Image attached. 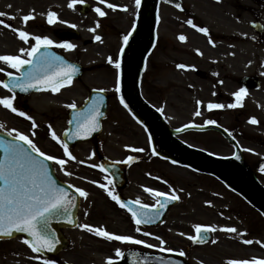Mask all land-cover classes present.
I'll return each instance as SVG.
<instances>
[{
	"label": "rangeland",
	"instance_id": "rangeland-1",
	"mask_svg": "<svg viewBox=\"0 0 264 264\" xmlns=\"http://www.w3.org/2000/svg\"><path fill=\"white\" fill-rule=\"evenodd\" d=\"M93 4L94 7H106V4L101 5L98 0H84ZM118 5L122 4L125 13H113L105 10L104 17H98L95 13H90L87 16H81L75 6L68 7L69 0H0V12L8 13L7 16L0 19L7 21L10 16L17 14H26L34 11L36 21L44 22L43 18L49 9H53L59 20L67 21V24L57 22L55 26L76 25V29L81 35L79 41L74 42L76 48L69 55L71 59H79V62L92 70V66L98 65L99 71L84 75V82L88 85H94L101 88L107 93H112L113 73L105 64H109V57L112 62L116 59L119 51L122 37L131 27L132 14L136 11L135 0H112ZM182 7L186 8V13L180 15V12L159 5L158 19V36L162 34V38L172 42L173 48L168 45L164 52L156 50L151 57V62H160L166 68L160 75V86L163 87L164 96L161 98L158 94L149 93L145 85L141 86L143 98L156 108H160L162 114L166 117L172 127L180 126L186 123L200 121L201 118H196L194 110H201L209 101H213L210 97L201 100L202 104L198 107L195 105L194 90L189 92L188 88L197 90L202 89L205 92L208 88L198 82L187 69L196 68L204 71L209 76L218 77V74L223 71L224 65L227 63L223 50L225 39L222 41L220 37L214 35H204L196 28L186 27V17L188 12L192 13L196 18L198 26L207 27L213 32H218L224 29L222 22V4L223 0H180ZM8 5H11L9 8ZM30 6L32 8H30ZM121 7L117 8L119 11ZM14 20V19H10ZM9 24L8 22H6ZM99 24L97 28L96 25ZM19 23L14 22L13 27H17ZM0 27H2L0 25ZM231 29V26H228ZM96 28L95 32L90 29ZM6 29H9L6 27ZM0 30H5L0 29ZM177 33H183L186 37L184 44L178 42ZM95 35L101 37L100 41L94 39ZM213 36L216 37L213 39ZM209 39L216 41L209 43ZM232 42V40H230ZM214 45L213 49L210 46ZM199 50V51H197ZM244 50V49H243ZM250 53V50H244ZM202 53V54H201ZM255 64L259 63L264 69V60L260 57ZM184 64L185 68H178L177 65ZM104 65V66H102ZM213 69V72H212ZM250 74V71H247ZM236 78V77H235ZM237 85L243 84L244 80L236 78ZM191 84L193 86H191ZM264 86L250 91L247 101L244 102L242 111H250L252 115L264 121ZM200 94L201 92L197 90ZM82 95V96H81ZM85 93H77L76 90L68 91L65 95L47 98L41 102L39 106L45 104L50 108L47 112L41 114V110H35L31 103L32 110L26 112L36 121L38 127L32 129V121H20L17 113L11 112L9 109L0 106V125L8 132L10 129L18 131L25 130L30 134L36 132L33 137L35 141L42 145L44 151L54 153L49 147L51 140L47 136L46 128L51 125L52 130L59 132L64 125V111L68 103L79 104ZM193 95V97H192ZM2 96V95H0ZM161 96V95H160ZM208 101V102H205ZM57 108L59 110H57ZM44 109V107H43ZM23 111V110H20ZM107 118L103 122V133L99 145H104V148L109 153H117L120 149L123 150L129 144L143 147V139L140 131L132 124L125 112L119 107L117 102L112 98L109 101ZM262 121V122H263ZM23 123V124H22ZM244 130L249 134L247 141L242 142L241 146L246 151L247 156L255 164L259 158L264 157V126L257 128L245 126ZM125 133V136H116ZM138 134V138L136 137ZM205 138V136L203 137ZM261 138V139H259ZM183 141L194 143V139L189 135L181 137ZM200 141V140H199ZM204 143V142H200ZM61 148V146L59 145ZM52 149L60 154L57 147L52 146ZM251 149L252 151H248ZM230 148L222 143L219 146H214V152L219 154H228ZM91 147L84 145L78 147L74 154L77 157L89 159ZM123 155V153H119ZM117 155V154H116ZM257 164V163H256ZM162 168V167H161ZM169 171L166 176L168 193L176 191L181 195V203L174 208L168 215L167 223L169 226L161 230H152L150 237H161L167 244L155 243L154 247L167 246L174 247L185 244L188 236L192 234L194 225L207 224L215 228L212 236L215 243L211 246L199 249L194 256L199 257L200 264H207L204 255H210L214 261L213 264L219 262H227L228 260H264V222L259 220L256 213L250 210L240 199L227 193L222 189V186L215 180L207 177H196L193 173L186 172L183 169H172L163 167ZM259 180L264 185V174L260 175ZM175 192V193H176ZM86 210L83 208L80 211L79 223H97L99 222L106 230L114 234H143L147 231L136 232V228L130 226L127 217L123 213H94V221L90 220ZM177 223L176 227L171 226ZM171 224V225H170ZM99 225V226H100ZM236 228L237 232H229L225 229ZM114 231V232H113ZM184 233L185 235H181ZM66 235L72 240L73 247L71 250L62 255V260L66 264H102L107 261V258L115 257L116 241H108L105 238L98 237L88 231H83L78 228L74 231L66 232ZM145 236V235H144ZM149 236H146L148 238ZM244 240H251V244L244 243ZM149 242V241H147ZM157 242V241H156ZM127 245H131L126 243ZM100 250L101 256L90 252ZM32 251L23 243L20 238H16L6 242H0V264H31ZM97 257V259H96ZM203 259V260H202ZM211 264V262H208Z\"/></svg>",
	"mask_w": 264,
	"mask_h": 264
},
{
	"label": "snow or ice",
	"instance_id": "snow-or-ice-1",
	"mask_svg": "<svg viewBox=\"0 0 264 264\" xmlns=\"http://www.w3.org/2000/svg\"><path fill=\"white\" fill-rule=\"evenodd\" d=\"M78 3H84V0H69L68 7L73 8ZM101 5L106 4L107 8L115 10L118 5L115 3H107V0H98ZM136 7L139 8L141 0H135ZM10 8L11 5H8ZM177 8H180V4H176ZM94 11L98 16L104 17L106 12L101 7H95ZM8 13L0 12V17L7 16ZM10 19H15V16H10ZM35 19L34 11L28 14H24L21 17L22 23L25 25ZM159 19V17H157ZM47 23L52 25L57 22L61 24H67V21L59 20L57 13L49 11L46 14ZM186 23L193 28H196L199 32L209 35V29L207 27L198 26L189 18ZM0 25L12 28L17 33L18 38L25 43H29V40H34L30 47L20 48L19 54H0V63L7 65L8 68L15 69L19 73L14 74L11 71H6L4 67H0V73H5L8 77L7 80L0 79V86L7 89L12 95H5L0 97V106L9 109L13 113H17L22 117H26L32 121V129L38 127L36 121L32 116L28 115L24 111L18 110L14 106L13 101L16 98V90L21 92H28L30 89L36 91L59 92L61 88L72 84L74 75L79 72V68L75 65L67 63L60 56L55 55L50 49L55 47L64 48L66 50H73L76 45L70 43L67 40L60 41L59 43L48 36L35 35L23 28H13L11 24H7L5 20L0 19ZM75 28V24L69 25ZM99 27V24L96 25ZM95 32L96 28L90 29ZM131 35H125L123 40L125 43L128 41V37ZM94 39L100 41L101 37L95 35ZM181 41L186 40L184 35H180ZM209 43H213L209 39ZM123 51V49H121ZM199 51V50H197ZM202 54V53H201ZM27 57V58H24ZM109 62H112V58L109 57ZM251 63V62H249ZM27 66V67H25ZM116 67L119 68V61L116 62ZM178 68H185L186 65L179 64ZM222 83V81H221ZM119 75L116 81V92H120L119 87ZM247 89L240 87L238 90L231 93L235 98L234 102L224 104L219 102L209 101L206 105L209 111L223 108H237L243 106L244 98L247 95ZM215 95V93H213ZM121 104H124V100L120 98ZM102 103V97L93 98L92 101L86 105L83 109L78 108L76 103L68 104L67 107L72 109V119L68 121L69 124L74 125L72 130H65L69 140L75 139L78 136L86 138L93 132L97 131L99 127V118L103 115L100 111V105ZM197 105H201L202 101H197ZM127 107L126 104H124ZM157 111H162L157 109ZM199 110L196 115H199ZM207 124H215V120H207ZM249 123L257 124L259 121L256 117H250ZM3 125H0L2 128ZM49 131L51 139L54 140L63 148L64 156L71 160H76V157L69 151L68 143L61 139L57 133L52 130L49 125ZM8 136L12 137L10 140L0 139V235L11 236L13 231L20 233H27L31 239H24L23 243L26 244L33 253H42L44 250L51 251L55 248L59 240L56 238L55 233L50 230V220L53 218L64 219L70 215V209L75 207V197H70L68 191L60 187L57 182L52 178L48 170V161H54L58 164L62 171L65 170L67 160L58 158L55 155L45 153L36 143L30 138L29 135L22 131H18L13 128L8 130ZM31 136L35 137L36 132L32 131ZM128 147V146H126ZM134 151L142 152L144 149H134ZM248 151H252L248 149ZM153 154H156L155 152ZM94 155V153H93ZM135 159L133 156L127 158L128 161ZM84 163V161H80ZM175 163V161H173ZM92 167H97L93 164ZM103 168V166H100ZM264 171V166L261 168ZM68 176L73 175L72 172L65 173ZM92 183H97L92 181ZM165 183H167L165 181ZM107 194L115 201L121 208H126L131 213L132 220L137 225L136 232H140L139 225L152 223L154 218L160 215V210L165 208L170 200H179V195L173 193L169 196V193L158 192L152 188H145L144 190L150 193L156 198V203L148 205L142 203L139 198L136 200H130L124 203L118 195L113 194L108 185L100 184ZM75 192L79 196L87 199L88 192L82 187H75ZM149 209H155V212L148 211ZM87 214V213H85ZM68 223L72 224L73 221L68 219ZM81 229L93 233L98 237L107 239L108 241H119L122 243L145 245L148 248L154 247V245L147 243L145 240L137 239L132 235L114 234L106 230L103 226L94 227L87 223L74 225ZM195 235H189L188 239L193 242L204 243L208 240V233L216 231L211 226H205L201 224L194 225ZM229 232H237V229L227 228ZM185 235L184 233H180ZM143 235L150 236L152 233L144 232ZM156 240L160 241V244L165 243L161 237L156 236ZM215 243V240L212 241ZM244 243L251 244V240H244ZM161 251H172V249L161 248ZM117 257L123 256V252L120 248L115 249ZM180 255H184L181 251ZM35 260H40L39 255L32 257ZM43 264H55V261L50 259H44ZM107 264H112V258H107ZM227 264H264V260H229Z\"/></svg>",
	"mask_w": 264,
	"mask_h": 264
},
{
	"label": "flooded vegetation",
	"instance_id": "flooded-vegetation-1",
	"mask_svg": "<svg viewBox=\"0 0 264 264\" xmlns=\"http://www.w3.org/2000/svg\"><path fill=\"white\" fill-rule=\"evenodd\" d=\"M107 1L109 3H115L112 0ZM30 8L32 7L30 6ZM26 12V14H28V7H26ZM23 15L24 14H17L15 15L16 18L13 21L7 19L6 22L11 24L12 26L14 22H17L19 23V25H16L17 27L13 28H23L35 35L48 36L49 38L55 40V29L53 28V26H48L47 24H45V21L39 23V21H36L34 19L30 20L25 25L21 20V17ZM223 23L225 35L224 39H226L224 42L225 46L223 47V49L219 48L218 51L223 50L227 63L224 65L222 74L219 75L218 80H215L212 77L208 78L207 76L206 80L210 82V85L205 90L206 93L202 92L199 94L197 91H194L193 94L195 97V102H197L199 99L203 101L205 100L204 98L210 97L215 102L228 104L234 102V97L231 95V93L238 90L240 87L246 88V86H264V69L261 64H255L256 61H259L258 59L260 57L264 60V0H223ZM1 26L2 27H0V29L5 28V30H0V54H19L18 50L20 48H27L30 47L32 43H35V41L31 39L29 40V43H25L18 38L17 33L14 32L12 28L6 29L4 25ZM228 26H231V29ZM231 37L235 39L234 44L230 41V39H232ZM168 44H170L168 40L157 39L154 50H156L159 46L160 50L163 51ZM52 48L60 54L66 55L64 48L60 49V47L55 48L54 46ZM243 49H247V51L250 50V53L245 52ZM0 67H4L6 71H11L16 75L19 74L17 70L8 68L7 65H4L2 63H0ZM161 68L162 64L150 62L147 63V69L145 71V86L148 92H158V90H161V87L155 83V81L160 78ZM248 70L250 71V74L247 73ZM5 77V73H0V79L4 80ZM235 77L241 78L242 80H244V83L237 85L238 82L236 81ZM73 82L74 84L79 83V88L86 91V86L84 84H81V79ZM149 82L153 85L147 84ZM1 92L2 96L12 95V93L8 92V90L5 88L0 89V93ZM48 92L50 91L47 90L32 92L31 90H29L28 92H21L19 90V93H16V98L14 101L17 104H20L21 108L24 111L29 112L32 110V108L30 107L31 103H37L34 106L39 107V104L42 102L41 94H47ZM213 93H215V95H213ZM196 112L197 111H194L195 114ZM199 112L200 114L197 116L203 118L201 124H204L209 119L215 120L216 123L213 125H218L223 128L231 137L236 139L238 143L247 141V137L249 134L244 130V127L251 126L248 121L249 117H247V115L251 112H244L239 109L227 107L217 111L201 110ZM114 135L123 137L125 136V133H120V135L114 133ZM204 136L205 138H203ZM136 137L138 138V134ZM144 138L146 139L145 133L143 139ZM194 140L205 149L213 148L216 145L219 146L222 143L228 144L230 146V144L216 131H209L204 132L201 135H196L194 137ZM35 143L40 148H43L42 145L37 142V140ZM48 145H50V143ZM81 145L82 144L75 145L69 150L73 152L76 150V147H80ZM90 145L94 144L91 143ZM129 146H131V144H129ZM144 146H146V148L143 153H131L130 155L118 154L111 159L112 162L120 164L121 170L125 171L126 180L121 184L114 183V181H112V179L106 173V170L100 167L102 166V155L96 153V151L94 153L95 155L92 158L68 161V163H66L65 165L64 171L61 170L58 164L54 163L53 167L57 176L63 182H66L74 187H82L88 192L87 199L80 196V208H84L86 210L90 220L94 221V213L97 214L98 212H101L102 214L111 212H114V214L123 213L126 215L130 226L136 228L137 225L132 220L131 213H129L126 208H121L99 185H108L113 194L118 195L123 202H128L130 200H136L137 198H139V200L144 204H155L156 198L153 197L150 193L146 192L144 189L152 188L158 192H162L163 190H165V186L161 182V179H164L166 177V170L163 167H166L168 165L171 167L178 166L171 162L162 160L153 154H150L147 142L144 143ZM47 154L58 156L56 153H51L49 151H47ZM129 156H133L135 157V159L133 161H126ZM80 161H84V163H80ZM258 161L259 163L264 162V157L259 158ZM248 162L252 163L250 159ZM93 164L97 165V167H92ZM66 172H72L73 175L68 176L65 174ZM92 181H96L97 183L91 184ZM174 208L176 207L170 208L160 222L154 223L153 225L152 223L142 224L139 225V227L142 231L147 232L166 228L167 226H169L167 223L168 215L172 210H174ZM87 224L92 226L100 225L99 222H89ZM176 224L177 223L170 225L176 227ZM133 236L137 239L142 240H144L145 238V236L141 233L133 234ZM190 242L191 240L179 246L166 248L165 246H163L161 248L172 249V251L169 252L176 253L177 255L181 256L188 264H200L198 260L201 259L197 256H194L195 252L199 249L210 246L211 243L206 246H193L190 244ZM113 244L116 246L115 249H121V251L123 252V256L127 251L130 250H140L146 253H166V251H161V249L157 250L155 247L148 248L145 245H127L125 243L118 242H115ZM71 246L72 245H70L67 250H70ZM181 251L184 252V255H180ZM37 255H39L41 259H32L31 264H43L44 259L55 261V264H65L62 261L60 255L55 258H47L38 253H34V256ZM121 257H117L115 255V257L113 256V259L118 260ZM204 258L206 259L207 264H210L208 262H211V264H213L214 259L210 255H204ZM218 264H223V262H219Z\"/></svg>",
	"mask_w": 264,
	"mask_h": 264
},
{
	"label": "water",
	"instance_id": "water-1",
	"mask_svg": "<svg viewBox=\"0 0 264 264\" xmlns=\"http://www.w3.org/2000/svg\"><path fill=\"white\" fill-rule=\"evenodd\" d=\"M157 2L158 0H141L134 28L131 35L128 37L127 43H125L122 48L123 51L120 53L119 98H123L124 104L127 105L126 108L145 125L151 136L154 150L158 154L203 173H209L216 176L226 187L240 195L264 217V188L257 182L254 171L250 170L242 162H235V157L230 159H215L209 157L203 152L185 146L175 139L174 135L179 134L188 128L170 131L162 123L161 119L154 114V111L151 110L140 98L138 79L145 57L150 52L154 42ZM84 9L86 12V7ZM57 35L63 40L76 37L71 31H63ZM2 135L3 134L0 133V139L5 141L9 140ZM83 139L84 138H82V140ZM0 154H2V149H0ZM68 193L70 197H75L71 195L69 191ZM75 205V207L70 209V215L67 218H53L50 220V230L55 233L56 238L59 240V243L56 244L53 250L62 249L66 246V241L62 237L60 231L63 228L74 225L77 197H75ZM68 219H71L73 223L69 224ZM16 235H22L25 239H31L27 233L15 231H13L11 236L6 237L0 235V239L11 238ZM45 251L47 250H44L43 253H45ZM160 260L165 262H161ZM166 263L173 264L170 259H158L157 257H152L150 261H147V264ZM174 264L177 263L175 262Z\"/></svg>",
	"mask_w": 264,
	"mask_h": 264
},
{
	"label": "bare ground",
	"instance_id": "bare-ground-1",
	"mask_svg": "<svg viewBox=\"0 0 264 264\" xmlns=\"http://www.w3.org/2000/svg\"><path fill=\"white\" fill-rule=\"evenodd\" d=\"M90 252L94 253L95 255H99V256H101V251H100V250H96V249H94V251L91 250ZM96 259H97V257H96Z\"/></svg>",
	"mask_w": 264,
	"mask_h": 264
}]
</instances>
